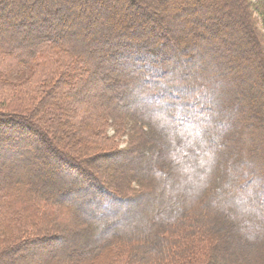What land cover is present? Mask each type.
I'll return each mask as SVG.
<instances>
[{
    "label": "trees",
    "instance_id": "trees-1",
    "mask_svg": "<svg viewBox=\"0 0 264 264\" xmlns=\"http://www.w3.org/2000/svg\"><path fill=\"white\" fill-rule=\"evenodd\" d=\"M15 261L264 264V0H0Z\"/></svg>",
    "mask_w": 264,
    "mask_h": 264
},
{
    "label": "rangeland",
    "instance_id": "rangeland-1",
    "mask_svg": "<svg viewBox=\"0 0 264 264\" xmlns=\"http://www.w3.org/2000/svg\"><path fill=\"white\" fill-rule=\"evenodd\" d=\"M8 74V73H7ZM7 78V80L8 81H12V80H17V79H19L20 77H23L24 78V76L22 75V74H20V73H18V72H16V73H10V74H8L7 76H6ZM123 145V144H122ZM60 247V248H59ZM62 247H63V245H56L55 246V248H56V251H57V249L59 250V249H62ZM24 253H25V251H24ZM40 255H42V254H40ZM41 257V256H40ZM33 258V257H32ZM31 258V259H32ZM34 259V258H33ZM15 264H19L18 262H16L15 261ZM21 264V263H20Z\"/></svg>",
    "mask_w": 264,
    "mask_h": 264
}]
</instances>
